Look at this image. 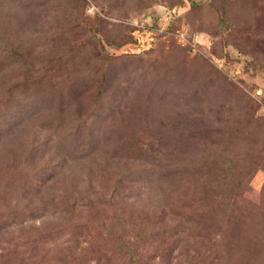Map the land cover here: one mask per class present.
Wrapping results in <instances>:
<instances>
[{
	"label": "rangeland",
	"instance_id": "374dc122",
	"mask_svg": "<svg viewBox=\"0 0 264 264\" xmlns=\"http://www.w3.org/2000/svg\"><path fill=\"white\" fill-rule=\"evenodd\" d=\"M0 264H264V0H0Z\"/></svg>",
	"mask_w": 264,
	"mask_h": 264
}]
</instances>
